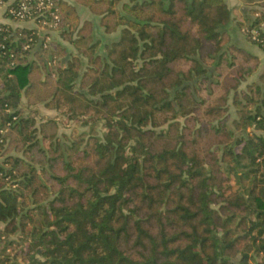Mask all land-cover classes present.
I'll use <instances>...</instances> for the list:
<instances>
[{"label":"trees","instance_id":"16d2710c","mask_svg":"<svg viewBox=\"0 0 264 264\" xmlns=\"http://www.w3.org/2000/svg\"><path fill=\"white\" fill-rule=\"evenodd\" d=\"M74 1L43 37L0 24V264H264V72L241 88L260 60L227 0Z\"/></svg>","mask_w":264,"mask_h":264},{"label":"crops","instance_id":"0c3cea01","mask_svg":"<svg viewBox=\"0 0 264 264\" xmlns=\"http://www.w3.org/2000/svg\"><path fill=\"white\" fill-rule=\"evenodd\" d=\"M66 1H68L70 3L75 2L74 0H66ZM230 1H231V4H230ZM253 1H257V0H253ZM261 1H263V3H264V0H261ZM227 3H228V6L231 8V11H232L231 16L233 19L231 21L229 28H228L229 29L228 33H229V37H230V43L234 44L236 46L243 47V48L247 49L248 51H250L251 53L258 56V58L260 60L259 67L253 75H251L249 78H247V80H249L248 81L249 83H251L253 81H258L260 78V75L264 72V53L260 48H258L256 45L250 43L247 40L243 29L236 26V23L242 19L243 14L245 12H247L249 7L246 6L245 0H227ZM78 10L80 13L81 24L84 21H88V20L93 21V25H94L93 35H95L96 33L101 34L103 32L102 28L97 29V26L99 23L98 20H99L100 16L93 14L92 12H90V10L87 7H84L81 5L78 6ZM0 24L7 25V26L11 27L12 29L36 28V25L33 22L16 21L14 19L7 17V15L5 14L3 9H0ZM262 27H264V24L262 25ZM45 33L46 32L42 31L41 36L43 37ZM47 33H48L47 34L48 36L46 37L47 42L58 41L63 46H65L68 51L74 50L72 44L61 40L57 31H49ZM38 48H39V46L36 45V47L34 49L37 50ZM22 105H23L24 110L26 112L34 110V111H36L37 115H38V111H40V110H42L45 114H49V115L56 114V112L54 110L46 108L43 105V103H40V104L32 106V107H28L26 105V103L23 101Z\"/></svg>","mask_w":264,"mask_h":264},{"label":"built area","instance_id":"2783aa9c","mask_svg":"<svg viewBox=\"0 0 264 264\" xmlns=\"http://www.w3.org/2000/svg\"><path fill=\"white\" fill-rule=\"evenodd\" d=\"M53 6L52 0H0V9H3L7 17L16 21L33 22L37 28L43 30L44 26L54 27L55 23L46 20L48 15L53 16L51 8ZM57 19V16H53ZM7 31V29L0 26V32ZM258 30L251 31V38L257 40ZM6 39L3 36L2 41ZM0 41V48L4 47L3 42ZM47 42V39H46ZM28 45L24 46L27 48Z\"/></svg>","mask_w":264,"mask_h":264},{"label":"rangeland","instance_id":"374dc122","mask_svg":"<svg viewBox=\"0 0 264 264\" xmlns=\"http://www.w3.org/2000/svg\"><path fill=\"white\" fill-rule=\"evenodd\" d=\"M231 4V1H230ZM249 80H246L245 82L242 83L241 88H245ZM233 116V115H232ZM36 118L38 121H44L50 118H53L59 122V130L60 132L66 133V134H72V133H81V132H86L88 130V126H83L77 121H68L65 118H63L59 114H54V115H49L45 114L42 110L38 111V115H36ZM232 119V117H231ZM100 128V127H99ZM98 128V130H99Z\"/></svg>","mask_w":264,"mask_h":264}]
</instances>
